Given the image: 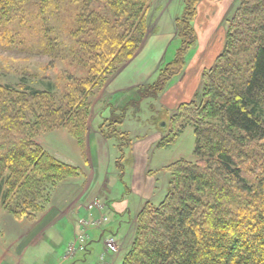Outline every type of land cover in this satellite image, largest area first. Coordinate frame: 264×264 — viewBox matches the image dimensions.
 I'll list each match as a JSON object with an SVG mask.
<instances>
[{
	"label": "trees",
	"instance_id": "obj_1",
	"mask_svg": "<svg viewBox=\"0 0 264 264\" xmlns=\"http://www.w3.org/2000/svg\"><path fill=\"white\" fill-rule=\"evenodd\" d=\"M150 1L0 0L5 46L27 45L23 40L31 37L48 45L45 16L62 6V43L71 68L59 101L51 86L0 83V201L13 217L32 219L59 181L81 174L35 137L64 127L85 152L91 99L135 55L148 27ZM199 1L182 0L175 19L180 44L155 79L137 87L139 99L156 98L183 70L185 53L196 42ZM201 81L195 97L177 105L159 141L170 144L192 126L196 160L166 166L167 192L159 204L141 208L120 264H264V0H239L223 50ZM121 109L111 108L99 125L104 137L119 141L120 151L130 141L117 127L124 119Z\"/></svg>",
	"mask_w": 264,
	"mask_h": 264
},
{
	"label": "crops",
	"instance_id": "obj_2",
	"mask_svg": "<svg viewBox=\"0 0 264 264\" xmlns=\"http://www.w3.org/2000/svg\"><path fill=\"white\" fill-rule=\"evenodd\" d=\"M179 1L182 0H151L152 10L148 9L147 13L150 14L147 21L152 25L151 31L158 27L169 7ZM238 4L239 0L198 2L193 21L198 38L191 46H195L194 51L185 59L181 73L170 78L163 91L154 98L155 103L158 102L163 108L174 109L180 101L193 96L201 73L211 66L217 54L216 44L220 46L219 41H215L214 47L204 49L203 43L207 42L208 36L210 38L214 26L222 25L225 19L233 15ZM176 17L177 14L167 15L174 35ZM220 33L224 35L223 31ZM155 36L149 34L138 55L112 74L95 96L93 116L87 122L83 154L65 130H52L38 135V144L57 159L79 167L81 174L64 181L60 191L51 197L47 208L37 212L32 219H15L0 207V264H21L30 249H35L33 259L38 258V264H96L87 259L91 254V243L102 241L103 244V239L109 234L117 239L120 251L117 254L104 253L105 259H100L99 264L121 263L132 239L137 212L144 204H155L162 199L166 181L164 167L181 158L168 148L173 144L159 145V141L167 133L164 124L156 130L145 129L140 123L130 126L129 121L124 118L119 125L123 126L122 131L127 133L130 141L121 151L115 139L104 137L99 129L102 119L109 117L110 109L126 103L132 97L129 95L135 93L140 85L148 83L164 63L165 54H160L148 66L149 56L152 54L149 52L150 47L158 40ZM188 127L192 129L189 125L185 128ZM167 149L170 151H166ZM169 152L175 156L168 158ZM119 155L123 163L116 169L113 168V163ZM158 176L163 178L162 187ZM94 198L107 203L105 212L108 220L101 229L91 231L84 251H77L72 259L63 261L62 254L75 230L71 219L86 215L84 207ZM59 222L60 225H57ZM58 239L61 240V254H54V242ZM102 250L104 252L103 247L100 252ZM37 251H41L39 255ZM79 253L82 257L76 258Z\"/></svg>",
	"mask_w": 264,
	"mask_h": 264
},
{
	"label": "rangeland",
	"instance_id": "obj_3",
	"mask_svg": "<svg viewBox=\"0 0 264 264\" xmlns=\"http://www.w3.org/2000/svg\"><path fill=\"white\" fill-rule=\"evenodd\" d=\"M148 9L152 10L151 1L149 2ZM182 11H183V2L182 1L181 2L179 1L176 3L174 2L169 7V10L166 12V15H164L162 17V19L160 20L158 27L153 31L150 30L152 28V25L148 21L147 22L148 27L146 29V34L144 35L142 42L138 46V49H137L135 55L133 56V58L136 57L138 55L139 51H141L143 49L144 44L146 43L147 39L149 38V34L150 35L153 34V35H156L155 37H158L157 38L158 40L150 47L149 52H151L152 54H150V56H149V62L150 63H148V66L151 64L153 59L158 58L160 54H165L164 63L172 60L174 53L180 44V40L174 35L172 23L169 19L167 20V15L177 14V17H178L181 15ZM66 12L67 11L64 10V8L62 6L59 5V7H57V9L50 8L49 13L45 16L46 17V20H45L46 30L43 32H44L45 36H47L51 39L50 40L51 43L49 42L48 45L44 44V42L39 43L40 42L39 38H32V37L30 38V40H26V39L23 40V42H27V45L23 44L21 46H15V45L14 46H5L4 44L3 45L0 44V83L9 84V85H12L15 87H18L21 85H26L28 87H34V88L40 89V90L41 89H47V88H49L48 86H51V89L53 90V92L55 94V98L57 99V101H59V97L61 96V93L63 91L62 88L66 84V80H67V77L70 75V69H71L66 64V62H67L66 58L68 56V48H67L65 43H62V41H64L63 40L64 32H63V28L61 26V23L64 20V17L66 16ZM147 17L150 18V14H148ZM31 25H33V23L30 24V27H31ZM227 25H228V19H225L222 22V25L214 26L213 30L210 34V38L208 36L207 42L203 43V48L206 49L207 47H210V46L214 47L213 42L219 41L220 46H219V44H216V47H215V54L217 53L216 54V56H217L223 50L224 36H225V32H226L224 28H226ZM148 30H149V32H148ZM219 31L220 32L223 31L224 35H222ZM195 34H196V32H195ZM197 39L198 38H197V34H196V41H197ZM194 48H195V46L190 47L186 51L185 59L190 57V55L194 51ZM218 48H220V49H218ZM207 51H209V49ZM216 56L214 57V59L216 58ZM213 62H214V60H213ZM163 64L161 65V67L163 66ZM74 73H77V70H75ZM156 74L153 76V78L148 83H151L155 79ZM140 86H142V85H140ZM201 86H202V81H201V77H200V82L198 83V86L196 87V91L194 92L193 96L190 99H193V97H195V94L197 92H199ZM100 90H101V88L95 92V96L98 94V92ZM95 96H93L91 99V111H90V115L88 117L89 121L91 120V118L93 116L92 112H94V108H92V107L94 106L93 101L95 99ZM129 96H132V97H129V99L126 101V103L121 104L117 108L118 109L122 108L121 111L119 112V114L122 112V115H124V118L127 119V121H129L128 124L129 125L131 124L130 126H132L133 124L135 125L136 123H140V125L145 129L150 128L152 130H156L159 127L161 128L162 125L164 124V126L166 128V132L169 129L168 123H169V119H170L171 115L175 112L177 105L180 102H183V101H180L174 109H171L168 107L163 108L158 102L155 103L153 98H144L142 100L139 99L138 91H136V90H135V93H132V95L130 94ZM190 99H188V100H190ZM188 100H185V101H188ZM114 108H116V107H114ZM117 127H119L118 129L122 131L123 126L119 125ZM86 129H87V126H86ZM52 130H61V131L65 130L67 132V130L64 127H56ZM52 130H50V131H52ZM50 131H46V132H50ZM44 133L45 132L42 131V132L38 133V135L44 134ZM38 135L35 137V141H36V138L38 137ZM115 141L117 142V144H119L118 140L115 139ZM85 144H86V136H85ZM170 144L171 145L173 144V145L168 147V148H171L173 151L176 152V154L178 156L181 157V158L176 159V160H180V159H184L187 161L196 160V156H194V154H193V149H194V145H195V137H194L193 131L190 127L184 128L182 130V132ZM76 145H77V143H76ZM166 151H170V150L167 149ZM80 152H81V154L84 153L81 150H80ZM120 156L121 155H119V157L113 163V165H114L113 168H116V169L119 168L117 161L120 158ZM172 156H175V155H173V153L169 152L168 158H170ZM120 159H122V158H120ZM176 160H174V161H176ZM174 161H172V162H174ZM172 162H170V163H172ZM121 163H123L122 160H121ZM166 166L164 167V170L166 171V174H165L166 175V181L164 184L165 187H164V194L162 196V199L164 198V196L167 192L168 171L166 169ZM78 176H74V177H78ZM68 178H70V177H66L65 179L59 181L56 184V186L51 189V191L49 192V198L48 199L46 198L43 200L44 204H43V207L41 210L47 208V205L51 201V197H54L58 193V191H60V188L63 185L64 181H66ZM164 178H165V176H164ZM158 182H160V185L162 187L163 178L158 176ZM94 200H95V198L93 200H91L90 202H88L84 207V209L89 210L88 206L89 205L92 206L90 208V212H92V214H89L88 218L86 215H82V216L78 217L77 219L76 218L71 219L72 220V227H74L75 230H74L73 236L71 237L72 239L67 243L66 248L68 247L69 244H74L75 247H78L80 244V241L77 238V235H79L77 233H78V231H81L82 226H83L79 222L80 218H84L87 220H95V219H101L102 220V223L99 225L97 224V226L85 224V226H87V229L85 230V232L87 234V237H89V238H90V235H91L90 233L92 230L101 229L102 226L104 225V223L107 222L108 218L106 216L107 213L105 212L107 210V203L97 198L96 200L98 201V203L101 206L99 204L94 205ZM160 201L155 203V204L149 203V202L146 204L157 205L160 203ZM146 204H144V205H146ZM0 207L3 208L1 201H0ZM141 208H140V210H141ZM41 210H39V211H41ZM140 210L137 212L136 217L134 219L133 235H134V231L136 228L137 216H138ZM39 211H37V212H39ZM95 213H98V214L94 215ZM13 218H15V217H13ZM103 218H104V220H103ZM15 219H17V218H15ZM21 219H28V218H21ZM57 225H60V222ZM116 228H117V226H116ZM133 235H132L131 242L129 244V248H130L132 240H133ZM46 236H48V235H46ZM61 237H63L62 234H61ZM89 238H88V240H89ZM107 239H112L113 245H115V248H116L115 251L109 252L107 250V246H106V242H108ZM60 243H61V240H59V239L54 242V244H55L53 247L54 248V250H53L54 254H57V252L59 254H61ZM91 247H92L91 254L87 257V259H88V262H92V263H96V264L101 263L100 257L105 259V256L103 255L104 253L108 252V253H112V254H117L120 251V244L118 243L115 236L112 234L107 235L103 239V244H102V241L99 243L95 242V243H91ZM102 247L106 251L103 252V250H102V252H100ZM128 249L124 252L123 256L128 251ZM40 252L41 251H37V254L39 255ZM64 252H65V250H64ZM64 252H63V254H64ZM34 253H35V249H30L27 252V254L23 257V261L21 264H33V263L38 264L39 259L38 258L33 259ZM123 256H122V258H123ZM78 257L81 258L82 254L79 253L76 256V258H78Z\"/></svg>",
	"mask_w": 264,
	"mask_h": 264
},
{
	"label": "built area",
	"instance_id": "obj_4",
	"mask_svg": "<svg viewBox=\"0 0 264 264\" xmlns=\"http://www.w3.org/2000/svg\"><path fill=\"white\" fill-rule=\"evenodd\" d=\"M98 204H99L98 201L95 199L94 200V205H98ZM91 207L92 206H90V205L88 206L89 210H90ZM103 220H104V218H103ZM79 222L83 226H82L81 231H78V233L81 232V234L79 236L77 235V238L80 241H82L83 240V236H84V232L87 229V226H85V224H89V225H92V226H97V224L99 225V224L102 223V220L101 219H95V220L79 219ZM107 241H108V242H106L107 250L108 251H112V252L115 251L116 248H115V245H113L112 239H108ZM76 251H77V249L75 248L74 244H69L67 249H66V252H65L63 258L64 259H68V258L72 257Z\"/></svg>",
	"mask_w": 264,
	"mask_h": 264
},
{
	"label": "bare ground",
	"instance_id": "obj_5",
	"mask_svg": "<svg viewBox=\"0 0 264 264\" xmlns=\"http://www.w3.org/2000/svg\"><path fill=\"white\" fill-rule=\"evenodd\" d=\"M79 235L81 234V232H79L78 233ZM78 235V236H79ZM88 238L89 237H87V234H86V232H84V236H83V240L82 241H80V244H79V246L78 247H75L77 250H85V247H86V243H87V241H88ZM108 240V239H107Z\"/></svg>",
	"mask_w": 264,
	"mask_h": 264
}]
</instances>
